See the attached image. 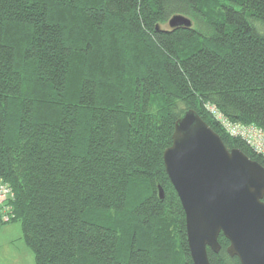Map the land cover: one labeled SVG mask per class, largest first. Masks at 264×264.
<instances>
[{"label": "trees", "instance_id": "16d2710c", "mask_svg": "<svg viewBox=\"0 0 264 264\" xmlns=\"http://www.w3.org/2000/svg\"><path fill=\"white\" fill-rule=\"evenodd\" d=\"M175 15L192 29H157ZM206 105L264 132V0H0V181L36 264H193L175 121L264 167Z\"/></svg>", "mask_w": 264, "mask_h": 264}, {"label": "water", "instance_id": "95a60500", "mask_svg": "<svg viewBox=\"0 0 264 264\" xmlns=\"http://www.w3.org/2000/svg\"><path fill=\"white\" fill-rule=\"evenodd\" d=\"M166 24L157 29H192L181 15ZM163 164L185 214L193 264H210L207 249L219 252L220 234L229 242L227 254L240 264H264L263 166L238 149L228 150L194 110L175 121Z\"/></svg>", "mask_w": 264, "mask_h": 264}, {"label": "built area", "instance_id": "2783aa9c", "mask_svg": "<svg viewBox=\"0 0 264 264\" xmlns=\"http://www.w3.org/2000/svg\"><path fill=\"white\" fill-rule=\"evenodd\" d=\"M208 112L231 137L243 140L255 153L264 157V132L255 125L233 123L214 106L206 105ZM12 197L10 187L0 181V224L8 223L12 217L8 201Z\"/></svg>", "mask_w": 264, "mask_h": 264}, {"label": "rangeland", "instance_id": "374dc122", "mask_svg": "<svg viewBox=\"0 0 264 264\" xmlns=\"http://www.w3.org/2000/svg\"><path fill=\"white\" fill-rule=\"evenodd\" d=\"M168 28V24L162 25ZM0 264H36L18 221L0 224Z\"/></svg>", "mask_w": 264, "mask_h": 264}]
</instances>
